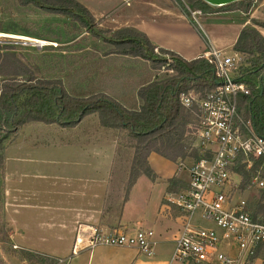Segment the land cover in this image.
I'll list each match as a JSON object with an SVG mask.
<instances>
[{
	"label": "rangeland",
	"instance_id": "374dc122",
	"mask_svg": "<svg viewBox=\"0 0 264 264\" xmlns=\"http://www.w3.org/2000/svg\"><path fill=\"white\" fill-rule=\"evenodd\" d=\"M154 1L184 8L189 11L188 15L199 10L189 3L180 4L178 0ZM200 13L199 10L196 18L192 19V24L198 29L201 37H204ZM249 14L253 15L250 20L264 22V0H251ZM93 22L94 31L103 30L102 36L95 37L92 31L68 14L49 13L30 5L22 6L17 4L16 0H0V53H13L16 61L10 62L11 58L5 57L4 64L7 63L3 70H9L11 63L20 64V70L28 71L16 76L18 78L29 75L59 77L64 86L69 88L71 77H80L94 59L112 49V45L104 42V37L110 36L113 26H98L94 19ZM173 35L170 33L169 37ZM37 40L44 43L40 44L41 46L36 45ZM241 66L249 67L245 57ZM158 69L160 68H152L153 78L163 75ZM3 77L6 76L0 75V78ZM248 77L246 76V79L249 80ZM251 81L255 83L256 79ZM239 110L250 117L244 112V107L239 106ZM97 123L96 115L90 114L75 128L77 133L90 136L93 146L89 152L76 157L74 171H81L82 157L87 162L85 167L90 166L92 177L112 171L113 179L108 183L106 204H114L119 202L124 194L125 183H122V178L127 173L132 150L126 147L127 137L115 136V130L100 128ZM75 129L32 122L19 127L4 141L3 150L0 152L3 156L0 158V264H71L72 262H68L71 255L62 253L63 250L68 246L72 251L76 245L84 246L85 238L94 226L99 227L98 223L108 221L105 215L99 217L100 212L96 211L101 196L92 195L90 207L84 204L82 194L79 193L83 182L81 179L75 181L74 203L67 199V180L62 179L66 171L61 162L58 164L57 175L60 177L56 179L53 175L54 165L50 169H39L36 160L31 157L34 146H55L74 139L72 133L74 134ZM113 140L116 141V146H113ZM184 141L189 144L190 138L184 136ZM190 150L191 147L188 151ZM62 153H56L55 158L64 161L67 155ZM186 157L183 159L188 164L181 165V168L189 166L193 159ZM47 159L45 157L42 161ZM177 160L179 161V158L175 161ZM163 165L166 166L164 163ZM89 183L91 193L98 194V177ZM58 257L63 261L60 262ZM258 263L259 261H256V264Z\"/></svg>",
	"mask_w": 264,
	"mask_h": 264
},
{
	"label": "crops",
	"instance_id": "0c3cea01",
	"mask_svg": "<svg viewBox=\"0 0 264 264\" xmlns=\"http://www.w3.org/2000/svg\"><path fill=\"white\" fill-rule=\"evenodd\" d=\"M82 4L95 20L98 26L108 25V28H132L146 35L148 40L159 48L175 52L180 57L191 60L200 57L212 48L231 51L239 30L244 25L251 24L252 14H244L240 10L222 11L214 13H200L204 37L192 24L190 15L180 8L159 4L154 0H76ZM196 18V15H195ZM111 25V26H109ZM264 37V28L255 27ZM202 32V31H201ZM170 33L174 35L170 36ZM202 34V33H201ZM203 38V39H202ZM150 62L138 56L107 53L99 55L87 68L76 77H71L68 93L72 95H88L104 93L118 101L126 108L139 105L136 95L137 89L153 79ZM99 126V124L97 123ZM78 125L70 128L74 130ZM102 128L101 126H99ZM74 139L64 141L55 146H34L31 155L36 160L39 169L55 166L53 175L58 179L59 162L66 171L62 179H66L67 199L72 204L75 198V181L81 179L82 199L90 207L92 195L101 196L99 217L105 215L108 221L97 220L98 230L121 229L132 231L140 227H147L154 232V255L140 254L136 248L127 246L97 244L91 247L75 246L73 251L68 246L62 253L70 256L71 264H172L170 254L174 241L179 234L181 223L175 218L174 211L168 212L162 205V196L167 191H177L186 185L188 180L185 159L171 161L151 151L147 162L155 174L154 179L139 174L127 190L126 196L119 202L107 203L108 183L113 179V173L92 177L90 166L84 157L81 158V171H74V162L79 155L89 152L93 146L90 136L74 131ZM116 146V141H112ZM63 152L66 159L59 160L55 154ZM50 156H44V154ZM47 157V160L43 158ZM77 157V158H76ZM54 160V161H53ZM54 162V163H52ZM163 163L166 165L164 166ZM168 164V165H167ZM188 164V163H187ZM66 175V176H65ZM98 177L97 193H91L90 181ZM146 178V179H145ZM124 183L126 176L123 178ZM102 181V183H99ZM57 189V187H55ZM62 190V188H61ZM103 213V214H101ZM53 250V249H51ZM72 251V252H71ZM61 253V254H62ZM53 254V253H52ZM60 254V255H61ZM59 255V256H60ZM61 257H58V259ZM182 264V263H181Z\"/></svg>",
	"mask_w": 264,
	"mask_h": 264
},
{
	"label": "built area",
	"instance_id": "2783aa9c",
	"mask_svg": "<svg viewBox=\"0 0 264 264\" xmlns=\"http://www.w3.org/2000/svg\"><path fill=\"white\" fill-rule=\"evenodd\" d=\"M198 13L195 10L191 16ZM164 57L166 63L158 72L172 75L171 59ZM200 57L211 64L215 85L203 93L190 88L177 96L191 113L183 137L190 138L188 145L197 158L186 167V185L162 196V205L174 211L181 223L170 261L264 264V136L239 110L240 97L252 89L240 72L245 56L212 48ZM85 239L87 247L127 246L154 255V232L147 227L132 231L93 228Z\"/></svg>",
	"mask_w": 264,
	"mask_h": 264
},
{
	"label": "trees",
	"instance_id": "16d2710c",
	"mask_svg": "<svg viewBox=\"0 0 264 264\" xmlns=\"http://www.w3.org/2000/svg\"><path fill=\"white\" fill-rule=\"evenodd\" d=\"M17 4L35 6L49 13L68 14L83 27L100 37L103 30L94 31L93 18L88 10L76 0H16ZM189 3L201 13L240 10L248 14L251 0H237L221 6H212L203 0H178ZM185 14L186 9L180 8ZM254 25L264 28V22L252 20ZM93 29V30H92ZM104 42L112 45L107 53L138 56L150 62L152 68H160L165 62L164 55L171 59L172 75L163 73L158 78L141 85L136 95L139 105L126 108L104 93L72 95L67 92L59 77L25 78L16 76L23 72L20 64H9L3 70L5 57L15 62L13 53H0V152L4 141L24 124L41 122L72 128L90 114H95L99 126L112 129L116 135L127 137L126 147L132 150L124 182V194L139 174L154 179L155 174L147 162L149 152L175 161L186 156L197 158V152L184 141L183 133L191 113L180 105L178 93L190 88L203 93L215 85L211 64L203 57L186 60L173 51L153 45L145 34L132 29L120 28L112 31ZM234 51L245 56L249 67H240L243 75L250 76L251 91L240 97L239 106L250 116L256 131L264 136V37L253 25H244L232 45ZM2 153L0 158L2 159ZM113 173V172H112ZM123 179V178H122ZM123 182V181H122Z\"/></svg>",
	"mask_w": 264,
	"mask_h": 264
},
{
	"label": "water",
	"instance_id": "95a60500",
	"mask_svg": "<svg viewBox=\"0 0 264 264\" xmlns=\"http://www.w3.org/2000/svg\"><path fill=\"white\" fill-rule=\"evenodd\" d=\"M203 1H205L206 3L212 6H221L237 0H203Z\"/></svg>",
	"mask_w": 264,
	"mask_h": 264
},
{
	"label": "bare ground",
	"instance_id": "6f19581e",
	"mask_svg": "<svg viewBox=\"0 0 264 264\" xmlns=\"http://www.w3.org/2000/svg\"><path fill=\"white\" fill-rule=\"evenodd\" d=\"M30 39V38H29ZM33 41V40H32ZM40 44H43L44 42L42 40H37Z\"/></svg>",
	"mask_w": 264,
	"mask_h": 264
}]
</instances>
